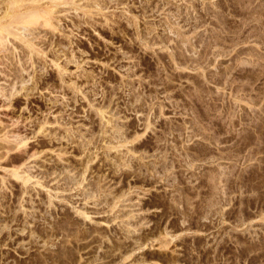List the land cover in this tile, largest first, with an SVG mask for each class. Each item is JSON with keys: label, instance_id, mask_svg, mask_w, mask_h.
Segmentation results:
<instances>
[{"label": "rangeland", "instance_id": "obj_1", "mask_svg": "<svg viewBox=\"0 0 264 264\" xmlns=\"http://www.w3.org/2000/svg\"><path fill=\"white\" fill-rule=\"evenodd\" d=\"M54 10L0 101V264H264V0Z\"/></svg>", "mask_w": 264, "mask_h": 264}, {"label": "bare ground", "instance_id": "obj_2", "mask_svg": "<svg viewBox=\"0 0 264 264\" xmlns=\"http://www.w3.org/2000/svg\"><path fill=\"white\" fill-rule=\"evenodd\" d=\"M68 3L73 4V0H0V101L3 102L2 105L17 107L19 110L22 108L21 105L24 104L25 98L30 96L31 91H29V88L31 87H29L27 79L28 64H31L34 67V71H36V64L49 55L43 51L44 49L37 47L33 41L36 38V31H34L36 30V25L37 27L53 25V18L56 17L54 14L57 12L54 8ZM11 38L17 39L19 42L11 41ZM58 58L56 59L58 60ZM55 65L58 66L59 64ZM28 75L30 74L28 73ZM31 102L29 100L27 105H32ZM20 122L13 124L15 126L13 130H10L11 128L7 130V125H1L0 122V150L2 151L0 158L8 155L10 151L26 145L25 141L22 140L23 138L18 139L17 142L15 141V145H12L14 139H10L11 135L17 137V134L22 131L24 125ZM38 127L39 130L43 128L42 125ZM15 132L17 133L14 135L13 133ZM9 158L11 162L24 159L21 154L10 155ZM19 167L15 166L14 169L10 170L11 176L25 184L31 177L29 174L24 175V171L19 172Z\"/></svg>", "mask_w": 264, "mask_h": 264}]
</instances>
